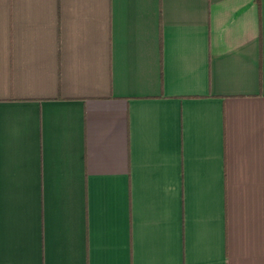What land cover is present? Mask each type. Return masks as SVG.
<instances>
[{
	"label": "crops",
	"instance_id": "1",
	"mask_svg": "<svg viewBox=\"0 0 264 264\" xmlns=\"http://www.w3.org/2000/svg\"><path fill=\"white\" fill-rule=\"evenodd\" d=\"M0 264H264V0H0Z\"/></svg>",
	"mask_w": 264,
	"mask_h": 264
}]
</instances>
